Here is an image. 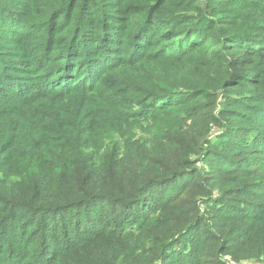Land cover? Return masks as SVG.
<instances>
[{"label":"trees","instance_id":"16d2710c","mask_svg":"<svg viewBox=\"0 0 264 264\" xmlns=\"http://www.w3.org/2000/svg\"><path fill=\"white\" fill-rule=\"evenodd\" d=\"M224 255L264 264V0H0V264Z\"/></svg>","mask_w":264,"mask_h":264},{"label":"rangeland","instance_id":"374dc122","mask_svg":"<svg viewBox=\"0 0 264 264\" xmlns=\"http://www.w3.org/2000/svg\"><path fill=\"white\" fill-rule=\"evenodd\" d=\"M75 100L78 101L79 103V110H78V114H77V119H76V124L74 126H69V129H73V127L79 129L80 131H83L86 129V127H91L92 125H94V120H95V117H96V114L95 113H92V110L91 109H87V106H85V97H84V94H81V95H78V96H75ZM49 104V103H47ZM42 104H38V107H41L42 108ZM44 106H47V105H44ZM43 106V107H44ZM35 112L37 113L38 111L35 110ZM26 115V112L23 113V114H20L18 115V118L19 120L24 123L26 126H29L28 122L30 120V117H25ZM17 117V116H15ZM31 121V120H30ZM17 170H14V169H7L6 172L8 174H12L14 172H16ZM229 256L231 259H233L234 261L237 262L236 259H234L231 255H224L222 256V259H223V263L226 264V257ZM241 262V264H262L260 261H253V260H250V261H239Z\"/></svg>","mask_w":264,"mask_h":264},{"label":"built area","instance_id":"2783aa9c","mask_svg":"<svg viewBox=\"0 0 264 264\" xmlns=\"http://www.w3.org/2000/svg\"><path fill=\"white\" fill-rule=\"evenodd\" d=\"M226 264H241V262L239 261H234L233 259H231L229 256L226 257Z\"/></svg>","mask_w":264,"mask_h":264}]
</instances>
